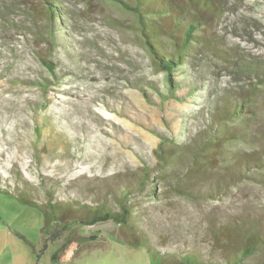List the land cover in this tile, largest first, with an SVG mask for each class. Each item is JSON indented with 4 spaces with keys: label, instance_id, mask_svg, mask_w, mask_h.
Wrapping results in <instances>:
<instances>
[{
    "label": "rangeland",
    "instance_id": "374dc122",
    "mask_svg": "<svg viewBox=\"0 0 264 264\" xmlns=\"http://www.w3.org/2000/svg\"><path fill=\"white\" fill-rule=\"evenodd\" d=\"M218 1L222 14L206 33L222 56L197 47L170 85L135 17L110 1L57 0L51 18L36 13L40 0H0V264H222L235 242L218 223L264 224V183L214 198L205 188L181 193L185 164L172 179L154 152L204 127L209 105L254 77L246 65L264 66V0ZM121 201L127 225L88 223ZM42 209L46 230L59 232L44 249ZM65 241L75 252L51 262ZM244 264H264V253Z\"/></svg>",
    "mask_w": 264,
    "mask_h": 264
},
{
    "label": "trees",
    "instance_id": "16d2710c",
    "mask_svg": "<svg viewBox=\"0 0 264 264\" xmlns=\"http://www.w3.org/2000/svg\"><path fill=\"white\" fill-rule=\"evenodd\" d=\"M40 1L45 5L41 10L35 9L37 14L44 12L51 18L59 15L57 0ZM108 1L135 17L136 29L153 65L169 76L170 85L172 71L187 63L197 47L222 56L216 38H209L206 33L207 26L213 25L222 14V5L218 0ZM39 57L42 65L53 72L54 63L41 55ZM245 67L247 73L254 77L241 83L236 97L227 93L211 103L208 117L203 120L204 127L183 143L175 144L173 139L161 140L155 148L160 170L172 179L179 175V164H185V167L181 166L179 178L182 181L181 193L205 188L206 195L214 198L238 183L250 180L264 183V66L259 71L250 65ZM175 153L178 155L174 156ZM147 174L143 172L141 182L147 179ZM16 196L31 203L25 200V195ZM48 213L44 210L47 218L43 231L46 235L49 233V239L45 238L43 249L59 233L46 230L50 223ZM129 218V210L121 201L118 212L108 208L95 210L88 223L112 219L119 225H127ZM217 229L226 237V242L227 238L235 242L222 264H244L245 259L251 260L264 253V224L259 221L244 216L218 223ZM76 248V242L65 241L52 253L51 262L67 261ZM189 259L190 256H185L180 264H189ZM158 261L155 260V264Z\"/></svg>",
    "mask_w": 264,
    "mask_h": 264
},
{
    "label": "crops",
    "instance_id": "0c3cea01",
    "mask_svg": "<svg viewBox=\"0 0 264 264\" xmlns=\"http://www.w3.org/2000/svg\"><path fill=\"white\" fill-rule=\"evenodd\" d=\"M7 264V263H6Z\"/></svg>",
    "mask_w": 264,
    "mask_h": 264
}]
</instances>
